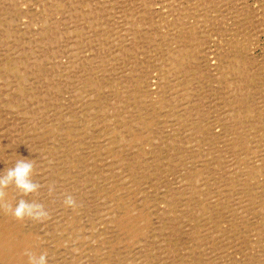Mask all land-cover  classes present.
<instances>
[{
  "label": "rangeland",
  "instance_id": "rangeland-1",
  "mask_svg": "<svg viewBox=\"0 0 264 264\" xmlns=\"http://www.w3.org/2000/svg\"><path fill=\"white\" fill-rule=\"evenodd\" d=\"M0 64L6 199L50 213L0 209V264H264V0H0Z\"/></svg>",
  "mask_w": 264,
  "mask_h": 264
},
{
  "label": "clouds",
  "instance_id": "clouds-1",
  "mask_svg": "<svg viewBox=\"0 0 264 264\" xmlns=\"http://www.w3.org/2000/svg\"><path fill=\"white\" fill-rule=\"evenodd\" d=\"M33 176V160L27 159L16 160L14 166L0 173V209L5 210L16 220L27 218L42 224L50 218L48 210L42 203L21 198L15 204H12L6 199L7 191L10 187L17 190L22 197L38 194L42 185L35 181ZM48 187L49 194H51L53 188L51 185ZM63 205L73 210L78 206L76 199L72 195L65 196ZM23 255L27 257V264H48L49 262L47 251L40 252L38 260L30 249L26 248Z\"/></svg>",
  "mask_w": 264,
  "mask_h": 264
},
{
  "label": "bare ground",
  "instance_id": "bare-ground-1",
  "mask_svg": "<svg viewBox=\"0 0 264 264\" xmlns=\"http://www.w3.org/2000/svg\"><path fill=\"white\" fill-rule=\"evenodd\" d=\"M124 1V0H123ZM77 3V2H76ZM90 3V2H89ZM56 4V3H55ZM91 4H92V2H91ZM53 5V4H52ZM118 5V4H117ZM124 5V4H123ZM55 6V5H54ZM114 6V5H113ZM141 6V5H140ZM101 7V6H100ZM73 8V7H72ZM96 8V7H95ZM116 8V7H115ZM74 9V8H73ZM122 9V8H121ZM120 9V10H121ZM69 10V9H68ZM97 10V9H96ZM101 10V9H100ZM102 10H104V9H102ZM55 11V10H54ZM15 12V11H14ZM13 12V13H14ZM84 13V12H83ZM89 13V12H88ZM123 13V12H122ZM43 15V14H42ZM72 15V14H71ZM87 15V14H86ZM97 15V14H96ZM99 15V14H98ZM97 15V16H98ZM111 15H113V14H111ZM133 15V14H132ZM26 16V15H25ZM95 16V15H94ZM96 16V18H98ZM134 16V15H133ZM74 17V16H73ZM86 17V16H85ZM102 17V16H101ZM116 17V16H115ZM105 19V18H104ZM125 19V18H124ZM137 19V18H136ZM82 20V19H81ZM88 20V19H87ZM245 20V19H244ZM141 21V20H140ZM143 21V20H142ZM96 22V21H95ZM97 23H98V21H97ZM84 24V23H83ZM94 24V23H93ZM103 24V23H102ZM131 25V24H130ZM142 25V24H141ZM151 25V24H150ZM148 26V25H147ZM46 28V27H45ZM51 28V27H50ZM87 28V27H86ZM93 28V27H92ZM94 29V28H93ZM44 30V29H43ZM42 30V31H43ZM11 31V30H10ZM54 31V30H53ZM59 31V30H58ZM101 32V31H100ZM105 32V31H104ZM130 32H131V30H130ZM135 32H137V31H135ZM93 33H95V32H93ZM132 33V32H131ZM30 34V33H29ZM74 34V33H73ZM46 35V34H45ZM105 35V34H104ZM5 36V35H4ZM47 36V35H46ZM184 36V35H183ZM34 37V36H33ZM32 37V38H33ZM52 37V36H51ZM119 37V36H118ZM123 37V36H122ZM127 37V36H126ZM186 37V36H185ZM27 39H29V38H27ZM40 39V38H39ZM87 39V38H86ZM116 39V38H115ZM120 40V39H119ZM191 40V39H190ZM13 41V40H12ZM50 41V40H49ZM96 41V40H95ZM99 41V40H98ZM105 41V40H104ZM135 41V40H134ZM46 42V41H45ZM93 42V41H92ZM32 43H33V41H32ZM48 43V42H47ZM54 43V42H53ZM108 43V42H107ZM87 44V43H86ZM118 44H119V42H118ZM145 44V43H144ZM20 45V44H19ZM22 45V44H21ZM48 46V45H47ZM53 46V45H52ZM13 47V46H12ZM32 47V46H31ZM50 47V46H49ZM192 47V46H191ZM2 48V47H1ZM43 48V47H42ZM22 49V48H21ZM37 49V48H36ZM132 49V48H131ZM136 49V48H135ZM19 50V49H18ZM37 51V50H36ZM46 51V50H45ZM28 52V51H27ZM41 52V51H40ZM115 52H116V50H115ZM187 52V51H186ZM15 53V52H14ZM13 53V54H14ZM48 53V52H47ZM103 53V52H102ZM87 55V54H86ZM44 56V55H43ZM109 56V55H108ZM36 57H38V56H36ZM49 57V56H48ZM86 57V56H85ZM34 58V57H33ZM89 58V57H88ZM101 58V57H100ZM168 58V57H167ZM39 59V58H38ZM98 59V58H97ZM104 59V58H103ZM111 59V58H110ZM35 60V59H34ZM112 60V59H111ZM4 61V60H3ZM26 61V60H25ZM136 61V60H135ZM175 61V60H174ZM43 62V61H42ZM82 62V61H81ZM80 62V63H81ZM112 62H113V60H112ZM132 63V62H131ZM130 64V63H129ZM1 65V64H0ZM12 65V64H11ZM34 65V64H33ZM77 65V64H76ZM117 66H118V64H116ZM120 65V64H119ZM17 66L20 68V65H18L17 64ZM86 67V66H85ZM116 67V66H115ZM133 67V66H132ZM33 68V67H32ZM77 69V68H76ZM87 69V68H86ZM75 70V69H74ZM83 70H84V68H83ZM90 70V69H89ZM182 70H183V68H182ZM184 71V70H183ZM14 72H16V71H14ZM36 72V71H35ZM38 72V71H37ZM42 72H43V70H42ZM45 72V71H44ZM81 72V71H80ZM124 73V72H123ZM10 74V73H9ZM70 74V73H69ZM173 74V73H172ZM66 75H68V74H66ZM117 75V74H116ZM110 76V75H109ZM135 76V75H134ZM41 77V76H40ZM79 77V76H78ZM81 77V76H80ZM171 77V76H170ZM68 78V77H67ZM98 78V77H97ZM146 78V77H145ZM197 78V77H196ZM116 80V79H115ZM30 81H31V79H30ZM52 81V80H51ZM58 81V80H57ZM62 81H64V80H62ZM84 81V80H83ZM136 81V80H135ZM134 81V82H135ZM74 82H76V81H74ZM88 82V81H87ZM138 82V81H137ZM25 83V82H24ZM35 83V82H34ZM57 83H59V82H57ZM67 83V82H66ZM89 83H90V80H89V82H88V85H89ZM165 83V82H164ZM196 83V82H195ZM31 84V83H30ZM48 84V83H47ZM162 84V83H161ZM25 85V84H24ZM27 85V84H26ZM50 85V84H49ZM64 85V84H63ZM87 85V86H88ZM62 86V85H61ZM67 86V85H66ZM15 87V86H14ZM13 87V88H14ZM44 87V86H43ZM126 87V86H125ZM174 87V86H173ZM66 88V87H65ZM1 90V89H0ZM21 90V89H20ZM150 91V90H149ZM152 94V93H151ZM109 95V94H108ZM196 95V94H195ZM20 96H21V94H20ZM47 96V95H46ZM92 96V95H91ZM194 96V95H193ZM22 97V96H21ZM3 98V97H2ZM20 98V97H19ZM5 99V98H4ZM4 99H2V100H4ZM101 99V98H100ZM6 100V99H5ZM45 100V99H44ZM93 100V99H92ZM176 100H177V98H176ZM175 100V101H176ZM192 100V99H191ZM70 101V100H69ZM188 101V100H187ZM138 102V101H137ZM16 103V102H15ZM36 103V102H35ZM105 103V102H104ZM140 103V102H139ZM154 103V102H153ZM33 104V103H32ZM73 105L74 104H72L71 106L73 107ZM77 105V104H76ZM180 106V105H179ZM93 107V106H92ZM94 107H96V106H94ZM104 107V106H103ZM112 107V106H111ZM142 107V106H141ZM153 107V106H152ZM42 108V107H41ZM70 108V107H69ZM125 109V108H124ZM76 110V109H75ZM148 111V110H147ZM146 111V112H147ZM10 112V111H9ZM19 112V111H18ZM37 112V111H36ZM73 112V111H72ZM146 112H144V113H146ZM57 113V112H56ZM77 113V112H76ZM132 113V112H131ZM49 116V115H48ZM136 116H137V114H136ZM39 118V117H38ZM66 118V117H65ZM55 119V118H54ZM53 119V120H54ZM59 119V118H58ZM59 120H61V118L59 119ZM258 120V119H257ZM50 121V120H49ZM118 121V120H117ZM4 122V121H3ZM258 122V121H257ZM260 122H262V121H260ZM259 122V123H260ZM138 123V122H137ZM142 123H143V121H142ZM62 124V123H61ZM140 124V123H139ZM122 126V125H121ZM132 126V125H131ZM249 126V125H248ZM34 127V126H33ZM118 127V126H117ZM162 127V126H161ZM151 128V127H150ZM119 129V128H118ZM135 130V129H134ZM136 130H137V128H136ZM141 130V129H140ZM154 130H156V129H154ZM28 131V130H27ZM123 131H125V130H123ZM74 132V131H73ZM171 132V131H170ZM75 133V132H74ZM94 133V132H93ZM3 135V134H2ZM252 135H254V134H252ZM33 137V136H32ZM50 137V136H49ZM115 137V136H114ZM128 137V136H127ZM150 137V136H149ZM108 139V138H107ZM44 140V139H43ZM85 140V139H84ZM125 140V139H124ZM2 141H4V140H2ZM156 141V140H155ZM127 142V141H126ZM125 142V143H126ZM93 143V142H92ZM132 143V142H131ZM129 144V143H128ZM127 144V145H128ZM3 145V144H2ZM1 145V146H2ZM125 145V144H124ZM137 145V144H136ZM139 145V144H138ZM5 146V145H4ZM44 146V145H43ZM132 148V147H131ZM147 148V147H146ZM157 149H158V147H157ZM119 151V150H118ZM149 151V150H148ZM61 152V151H60ZM137 152V151H136ZM57 153V152H56ZM102 153V152H101ZM135 153V152H134ZM148 153V152H147ZM49 154V153H48ZM138 155H139V153H138ZM140 155H142L141 153H140ZM47 156V155H46ZM49 156V155H48ZM201 156H202V154H201ZM233 156V155H232ZM231 156V157H232ZM218 157V156H217ZM55 158V157H54ZM53 158V159H54ZM130 158V157H129ZM132 158V157H131ZM138 158V157H137ZM136 158V159H137ZM152 158V157H151ZM45 159V158H44ZM128 159V158H127ZM135 159V160H136ZM144 159V158H143ZM150 159V158H149ZM56 160V159H55ZM75 160V159H74ZM132 160V159H131ZM148 160V159H147ZM141 161V160H140ZM258 161V160H257ZM139 162V161H138ZM62 163V162H61ZM82 163V162H81ZM252 164V163H251ZM230 165V164H229ZM202 166V165H201ZM143 167V166H142ZM188 168V167H187ZM191 168V167H190ZM251 168V167H250ZM71 169V168H70ZM71 172V171H70ZM207 172V171H206ZM221 173V172H220ZM83 176V175H82ZM190 176V175H189ZM198 176V175H197ZM239 176V175H238ZM242 176V175H241ZM102 177V176H101ZM104 177V176H103ZM60 178V177H59ZM69 178V177H68ZM217 178V177H216ZM54 179V178H53ZM71 179V178H70ZM64 180V179H63ZM200 180V179H199ZM85 181V180H84ZM132 181V180H131ZM85 183V182H84ZM197 183H198V181H197ZM75 184V183H74ZM77 184V183H76ZM194 184H195V182H194ZM80 185V184H79ZM188 185V184H187ZM185 186V185H184ZM197 186V185H196ZM65 187V186H64ZM256 188V187H255ZM72 189V188H71ZM84 189H86V188H84ZM83 189V190H84ZM190 189V188H189ZM69 190V189H68ZM86 192V191H85ZM81 193V192H80ZM91 193V192H90ZM73 194V193H72ZM205 194V193H204ZM55 195V194H54ZM235 195V194H234ZM204 196V195H203ZM58 197V196H57ZM91 197V196H90ZM62 198V197H61ZM63 199H64V197H63ZM83 199H85V198H83ZM116 199V198H115ZM180 199V198H179ZM61 200V199H60ZM188 200V199H187ZM88 201V200H87ZM212 202V201H211ZM127 203V202H126ZM213 203V202H212ZM242 203V202H241ZM96 204V203H95ZM120 204V203H119ZM119 206V205H118ZM116 207V206H115ZM108 208V207H107ZM117 208V207H116ZM162 208V207H161ZM164 208V207H163ZM51 209V208H50ZM253 209V208H252ZM134 210V209H133ZM144 210V209H143ZM99 211V210H98ZM198 211V210H197ZM55 213V212H54ZM50 214V213H49ZM62 215V214H61ZM115 216V215H114ZM192 216V215H191ZM69 217V216H68ZM134 217V216H133ZM66 218V217H65ZM64 218V219H65ZM89 218H91V217H89ZM111 218V217H110ZM140 218V217H139ZM146 218V217H145ZM169 218V217H168ZM193 218V217H192ZM234 218V217H233ZM64 219H62V221L64 220ZM107 219V218H106ZM113 219V218H112ZM155 219V218H154ZM191 219V218H190ZM206 219V218H205ZM50 220H53V219H50ZM114 220V219H113ZM218 221V220H217ZM134 222V221H133ZM56 224V223H55ZM118 224V223H117ZM167 224V223H166ZM165 224V225H166ZM60 225V224H59ZM122 225V224H121ZM127 225V224H126ZM190 225V224H189ZM42 226V225H41ZM107 226H109V225H107ZM143 226V225H142ZM132 227V226H131ZM146 227V226H145ZM133 228V227H132ZM131 228V229H132ZM141 228V227H140ZM175 228V227H174ZM47 229V228H46ZM124 229V228H123ZM161 229V228H160ZM194 229V228H193ZM73 230V229H72ZM119 230V229H118ZM117 230V231H118ZM125 230V229H124ZM46 231V230H45ZM75 231V230H74ZM126 231V230H125ZM130 231V230H129ZM134 231V230H133ZM77 232V231H76ZM171 234V233H170ZM131 235H132V233H131ZM165 235V234H164ZM74 236V235H73ZM123 236V235H122ZM139 237V236H138ZM199 237V236H198ZM123 238V237H122ZM171 239V238H170ZM193 240H194V238H192ZM217 239V238H216ZM143 240V239H142ZM118 242V241H117ZM211 242V241H210ZM66 243V242H65ZM116 244V243H115ZM126 244H127V242H126ZM195 244V243H194ZM226 245V244H225ZM71 246V245H70ZM51 247V246H50ZM161 248V247H160ZM12 249H14V246H13V243H12V240H11V236H10V233H8V234H6V235H4V236H1L0 235V252H1V250H3L5 253H2V257H5L6 258V256L8 255V253L10 252H8V250H12ZM209 249V248H208ZM16 250H17V248H16ZM133 250H135V249H133ZM145 251V250H144ZM6 252H8V253H6ZM71 253V252H70ZM123 253V252H122ZM135 253H137V252H135ZM162 253V252H161ZM12 253H9V255H11ZM8 255V256H9ZM89 255V254H88ZM217 255V254H216ZM92 256V255H91ZM126 256V255H125ZM174 257V256H173ZM234 257V256H233ZM222 258V257H221ZM235 258V257H234ZM59 259V258H58ZM167 259V258H166ZM161 261V260H160ZM204 261V260H203ZM70 262V261H69ZM84 262V261H83ZM172 262H173V260H172ZM73 263V262H72ZM206 264V263H205Z\"/></svg>",
  "mask_w": 264,
  "mask_h": 264
}]
</instances>
